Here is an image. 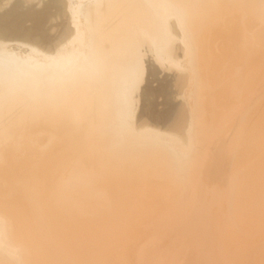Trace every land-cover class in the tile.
Listing matches in <instances>:
<instances>
[{"label":"bare ground","instance_id":"6f19581e","mask_svg":"<svg viewBox=\"0 0 264 264\" xmlns=\"http://www.w3.org/2000/svg\"><path fill=\"white\" fill-rule=\"evenodd\" d=\"M11 1L0 264H264V0ZM167 60L187 106L134 120Z\"/></svg>","mask_w":264,"mask_h":264},{"label":"rangeland","instance_id":"374dc122","mask_svg":"<svg viewBox=\"0 0 264 264\" xmlns=\"http://www.w3.org/2000/svg\"><path fill=\"white\" fill-rule=\"evenodd\" d=\"M13 1V0H12ZM11 1V2H12ZM7 5L8 4H6V2L4 3L3 2V4H1V6H2V8H0V9H3V8H5V7H7ZM9 6V5H8ZM36 6V5H35ZM41 6V3L39 4V7ZM28 7H29V5H28ZM24 8H26V7H24ZM233 24H234V26H236V27H240L239 26V24H238V18H235L234 20H233ZM179 58H177V60H182V58L180 57V56H178ZM146 58L147 57H145V61L146 62H148L147 60H146ZM186 60H183V61H181V66L182 65H184V63H186L185 62ZM164 63V62H163ZM147 63H145L144 62V68L145 69H147L146 71H147V73H146V71H144L143 72V74L141 75V80L139 81V83H138V87L136 88V91L137 92H135V95H134V98H136V104L134 103V105H135V111L133 112L134 114H133V119L135 118V119H137L136 118V116L138 115V116H143L144 115V113L145 112H142L143 111V109L145 108V106H146V104L148 105H151L152 107H154V109L156 110H162V109H164L165 108V106H167L166 105V102H167V95L165 94V95H162V93H161V91H160V93H157V92H155V91H157L156 89H158V92H159V90H160V88L161 87H164L166 90H167V94L169 93V92H171V90H172V92L173 91H175V92H173V93H170L169 94V100L171 101V102H173V103H177V104H181V105H184V106H187V104H185V102L183 101V99H184V97L186 96L185 94H184V92H185V90L186 89H184L183 87V91L181 90V89H178V88H181L179 85H177L176 84V82H177V79H176V77H182V76H184V75H188L187 74V69H185L186 67H185V65H184V67H178V66H175V65H173V64H171L170 62H169V60H167L166 61V63H164V64H161V63H159V62H153V64L151 65V67L152 66H154V67H157V70H158V72H157V74H156V72H154V74L153 73H151L150 71H149V67H150V65H146ZM149 66V67H148ZM161 69V70H160ZM184 72H185V74H184ZM150 73L151 74H153V75H150ZM183 73V74H182ZM180 75V76H179ZM201 77L202 76H204V75H202V73H201V75H200ZM206 77H208V76H206ZM176 79V81L174 82V80L173 79ZM179 79V78H178ZM173 82H172V81ZM177 86H176V85ZM148 87V88H147ZM177 87V88H176ZM174 88H176L175 90H174ZM185 88H187V86H185ZM144 90V91H143ZM146 90H151L152 92H155V95L154 96H156V98L153 96V94L154 93H150L151 95V97H147L146 96V93H145V91ZM154 90V91H153ZM168 90H170L169 92H168ZM181 92H180V91ZM144 92V93H143ZM159 94V95H158ZM148 95V94H147ZM171 95V96H170ZM175 95V96H174ZM185 95V96H184ZM164 96H165V98H166V100L164 99ZM143 97H145L144 99H145V101H144V99H143ZM147 98V99H146ZM153 100V102H151ZM185 100V99H184ZM145 102V103H144ZM147 102V103H146ZM154 103V105H152V104ZM133 105V106H134ZM145 105V106H144ZM149 105L148 106H146L147 108H149ZM161 106V107H160ZM205 107V106H204ZM207 107V106H206ZM205 107V108H206ZM236 107H240V106H236ZM142 108V109H141ZM146 109V108H145ZM204 109V108H203ZM68 110L69 111H72V112H75L76 113V111H74L72 108H71V106H69L68 107ZM145 111V110H144ZM157 111V112H158ZM159 111V112H160ZM142 112V113H141ZM141 113V114H140ZM93 115V111L91 112V116ZM190 117H189V119L187 120V122H186V120L183 122V123H181V125H182V127H180L178 124V126L179 127H176V129L172 132V133H174V134H176V131L177 130H179V128H180V130H181V132H183L182 134L179 132V131H177V133H178V136L179 135H182V136H180L179 137V139L181 140H183V138H184V136L183 135H185V136H188V133H187V131L186 130H188V127L190 126L189 124V126L188 125H186V123H190L191 124V126H190V128L192 127H194V126H196L197 124H198V122H196L195 120L197 119V118H199V119H201L200 118V115H196L197 116V118H195V117H192V116H194V114H192V116H191V114H188ZM195 118V119H194ZM134 119V120H135ZM192 119H194L193 121H192ZM199 119H197L198 121H200ZM204 120V118H202V120H201V122ZM189 121V122H188ZM195 121V122H194ZM206 122H207V120H206ZM195 123V124H194ZM194 124V125H193ZM176 125V126H177ZM186 126V127H185ZM188 126V127H187ZM173 134V135H174ZM211 134H212V132H211ZM209 135V134H208ZM176 136H177V134L175 135V141H176ZM210 136L211 135H209V137L208 138H210ZM207 138V136H206V139L205 140H207V142L205 141V143H209L210 141V139H208ZM185 139V138H184ZM181 140V141H182ZM212 140V139H211ZM177 141H178V137H177ZM248 246L247 247H249V246H251V244H249V242H248V244H247ZM247 254H248V251L247 250H242L241 252H238V259L239 260H241L243 257H245V256H247ZM242 264V263H241Z\"/></svg>","mask_w":264,"mask_h":264}]
</instances>
